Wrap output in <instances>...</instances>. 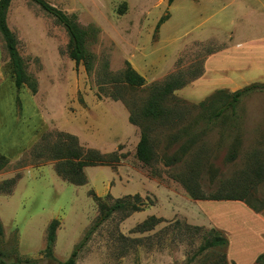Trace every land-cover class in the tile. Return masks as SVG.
Wrapping results in <instances>:
<instances>
[{"label":"rangeland","instance_id":"rangeland-1","mask_svg":"<svg viewBox=\"0 0 264 264\" xmlns=\"http://www.w3.org/2000/svg\"><path fill=\"white\" fill-rule=\"evenodd\" d=\"M44 1L87 32L91 70L75 67L68 34L52 16L11 0L6 23L37 88L16 93L0 35L2 257L47 264V228L57 220L53 256L64 262L98 216L94 193L108 205L138 195L144 206L112 214L76 264H208L214 253L192 257L212 229L227 239L228 264H255L264 253V88L234 108L213 95L264 84V0ZM125 62L142 86L124 82ZM165 82L184 85L166 96L162 114L143 117L153 87ZM142 130L154 153L149 166L135 155ZM45 134L48 145L68 134L118 162L84 168L86 183L75 186L58 176L56 161L34 154ZM223 196L241 200L211 199ZM150 216L160 222L139 229Z\"/></svg>","mask_w":264,"mask_h":264},{"label":"trees","instance_id":"trees-1","mask_svg":"<svg viewBox=\"0 0 264 264\" xmlns=\"http://www.w3.org/2000/svg\"><path fill=\"white\" fill-rule=\"evenodd\" d=\"M32 3L40 7V9L50 16H52L58 24H60L68 34L69 41L67 45V53L69 58L75 63V67L83 64L84 70L89 72L91 65L89 62L90 55L85 50V39L87 32L79 27L75 21L68 17L61 10L51 6L44 0H29ZM174 0H167L168 5H171ZM11 0H0V35L4 41V45L9 58V68L13 78V85L16 93L23 87H27L32 94L36 93L37 83L30 77L26 71L24 63L19 55L17 49V40L14 34L10 31L6 23V16ZM168 14L162 16L157 22L156 29L168 19ZM123 80L130 87H140L144 83V78L139 75L128 62H125V70L123 72ZM184 84H175L173 82H165L162 85L153 87V95L148 101L147 105L142 110L141 114L145 118H154L162 114L161 103L166 96L170 95L174 90L180 89ZM259 88H264V84L254 83L243 89L237 90L232 93H226L223 90H218L213 95L214 98L222 100L223 108H234L243 94L254 91ZM16 107L20 108V101L18 96L15 98ZM223 108H220L218 114L223 112ZM130 122H133L132 118H129ZM50 134L42 136L41 141L34 147L33 152L36 156L48 155L51 160L56 161L54 164V170L58 176L62 177L67 182L75 185L82 186L86 183L83 169L86 167L102 166L109 162H118V156H105L101 155L95 150L87 149L83 150L77 142L76 137L68 134H57V142L47 144ZM46 152V153H44ZM136 158L144 165L149 166L154 160V153L152 145L149 141L147 132L142 130L140 139L136 146L135 152ZM110 159V160H109ZM8 164V159L0 155V170ZM13 181L3 182V185H8ZM189 196L196 200L204 199L203 196L197 195V192L193 190L189 185L183 183ZM93 200L97 204L98 216L92 226L86 231L83 238L72 249L70 255L64 262H58L53 256V248L56 238V230L58 227V221L52 220L47 228L46 243L43 250V256L47 261V264H76L78 254L85 247L90 240L91 236L98 230V228L104 224L112 214L115 212H138L144 206L143 201L138 195L126 196L123 199H117L113 204H106L100 197L94 193L91 194ZM108 196V195H107ZM213 200H241L231 196L212 197ZM159 219L154 216L148 217L143 221L138 228L142 231L151 230L155 225L159 223ZM191 229L199 231L200 228L192 227ZM3 230L0 222V236H2ZM227 245V239L216 230H210L207 232V238L203 244L199 246L195 255L192 258H203L207 254H213L208 264H228L225 254L222 252L223 248ZM222 252V253H221ZM0 264H39L36 260L25 258L22 260L7 261L0 253ZM255 264H264V253L257 256Z\"/></svg>","mask_w":264,"mask_h":264}]
</instances>
